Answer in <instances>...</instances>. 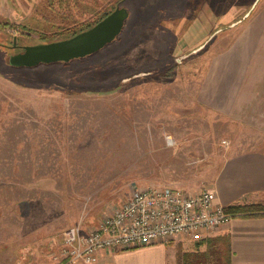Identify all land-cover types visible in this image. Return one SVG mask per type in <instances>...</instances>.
Returning <instances> with one entry per match:
<instances>
[{"label":"rangeland","instance_id":"rangeland-1","mask_svg":"<svg viewBox=\"0 0 264 264\" xmlns=\"http://www.w3.org/2000/svg\"><path fill=\"white\" fill-rule=\"evenodd\" d=\"M254 1L0 0V264H67L65 230L95 227L135 187L198 191L231 155L264 150L263 98L222 110L204 91ZM117 6L128 16L102 49L10 66L14 38L64 39Z\"/></svg>","mask_w":264,"mask_h":264},{"label":"crops","instance_id":"crops-1","mask_svg":"<svg viewBox=\"0 0 264 264\" xmlns=\"http://www.w3.org/2000/svg\"><path fill=\"white\" fill-rule=\"evenodd\" d=\"M235 26L228 47L215 51L204 87L205 92L211 91L209 96L221 99L214 105L222 110L252 105V99H264V0H259L250 15ZM212 184L217 192L216 201L224 206L264 204V150L231 155ZM215 240L223 245L215 244ZM215 248L226 256L228 253L230 264H264V216H235L214 234L198 241L180 237L169 243L103 250L94 264H199L202 254Z\"/></svg>","mask_w":264,"mask_h":264},{"label":"built area","instance_id":"built-area-1","mask_svg":"<svg viewBox=\"0 0 264 264\" xmlns=\"http://www.w3.org/2000/svg\"><path fill=\"white\" fill-rule=\"evenodd\" d=\"M216 197L213 185L198 191L157 185L135 187L95 227L86 231L78 225L67 228L62 256L67 264H94L103 250L169 243L180 237L205 239L233 218Z\"/></svg>","mask_w":264,"mask_h":264},{"label":"water","instance_id":"water-1","mask_svg":"<svg viewBox=\"0 0 264 264\" xmlns=\"http://www.w3.org/2000/svg\"><path fill=\"white\" fill-rule=\"evenodd\" d=\"M258 1L255 0L245 15L231 25L235 26L246 19ZM127 16V10L117 6L94 25L73 36L45 43L24 45L22 51L10 55L9 63L17 67L33 66L39 63L68 62L90 55L112 42L120 34ZM12 46H17L16 38Z\"/></svg>","mask_w":264,"mask_h":264},{"label":"trees","instance_id":"trees-1","mask_svg":"<svg viewBox=\"0 0 264 264\" xmlns=\"http://www.w3.org/2000/svg\"><path fill=\"white\" fill-rule=\"evenodd\" d=\"M91 26H87V28H89ZM87 28H81L77 32L74 31V32H72L73 34L70 35V36H73L76 33L80 32V31H83V30H85ZM67 30H70V29H67ZM67 33H71V32L68 31ZM62 34H65V33L62 32ZM64 63H68V62H64ZM10 66L16 67V68H22V67H17V66H13V65H10ZM225 209L233 217H235V216H247V217L264 216V204H262V203H250V204L234 203V204H230L228 206H225ZM227 239L229 240L228 236H227L226 240ZM223 240H224V238H223ZM215 243L218 244V242L216 240H215ZM227 244L229 245L228 241H227ZM198 261H199V264L200 263L201 264H230V257L228 255V253H227V256H226L222 252L221 249L215 248L214 250L213 249H208L207 251H205L202 254V256L200 257V260L198 259Z\"/></svg>","mask_w":264,"mask_h":264},{"label":"flooded vegetation","instance_id":"flooded-vegetation-1","mask_svg":"<svg viewBox=\"0 0 264 264\" xmlns=\"http://www.w3.org/2000/svg\"><path fill=\"white\" fill-rule=\"evenodd\" d=\"M23 46H24V45H17V46H15V47H13V46L11 47V45H9V44L7 45L8 48H10V49H14L15 52L22 51V50L24 49ZM17 50H18V51H17Z\"/></svg>","mask_w":264,"mask_h":264}]
</instances>
